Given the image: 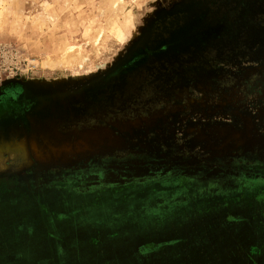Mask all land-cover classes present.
<instances>
[{
	"label": "rangeland",
	"instance_id": "1",
	"mask_svg": "<svg viewBox=\"0 0 264 264\" xmlns=\"http://www.w3.org/2000/svg\"><path fill=\"white\" fill-rule=\"evenodd\" d=\"M164 37L165 79L104 103ZM12 87L31 105L0 119V264H264V0H0ZM30 173L60 191H6Z\"/></svg>",
	"mask_w": 264,
	"mask_h": 264
},
{
	"label": "flooded vegetation",
	"instance_id": "2",
	"mask_svg": "<svg viewBox=\"0 0 264 264\" xmlns=\"http://www.w3.org/2000/svg\"><path fill=\"white\" fill-rule=\"evenodd\" d=\"M211 15L212 14L208 13L204 14L202 17L206 18L208 22L212 20ZM248 15H246L247 18ZM201 24H203V22H201L200 19L196 20V24L189 23L188 29L186 30V32H190L187 42L191 41L192 39L201 41ZM204 30L206 32L203 36L205 40L203 41L204 44L209 43L210 40L216 38L217 35L215 31V23H208V26L205 27ZM222 31H225L224 33H227V30L224 28L220 30V33H222ZM184 41L185 39L178 40V42ZM174 44L175 42L167 41L166 37H164L163 41L153 39L148 42L147 45L139 48L127 60L122 62L112 73L108 74L107 77H105L104 81L100 84V88L98 89L99 98L103 100L104 103L106 101V103H108L110 96H114L115 100H119V97H125L128 92L137 94V96L132 100L142 97L146 91L150 90L151 83L154 80L162 81L165 79L164 65L168 64V60H172L168 56H166V53ZM147 67H151V71H144V74H142L141 71H143ZM138 76L141 77V80L136 79ZM8 102H10V104L13 106H11L10 104H6ZM30 102L31 101L26 98L21 87L4 89V91H2V95L0 96V119L9 117H24L25 111L31 105ZM34 176L35 175L33 173L26 175H12L10 180H12L13 182L10 183L11 186H7L5 189L6 191L16 190L24 192L28 195L35 196L37 199H40L41 196H43V198H47L45 194H51L49 192L60 191L51 189L47 186L37 187L35 185H26L22 183L29 180L34 181ZM61 191H69L70 196H77V194L82 196V194L86 193L77 192L78 190L74 191L71 189Z\"/></svg>",
	"mask_w": 264,
	"mask_h": 264
},
{
	"label": "bare ground",
	"instance_id": "3",
	"mask_svg": "<svg viewBox=\"0 0 264 264\" xmlns=\"http://www.w3.org/2000/svg\"><path fill=\"white\" fill-rule=\"evenodd\" d=\"M22 147V146H21Z\"/></svg>",
	"mask_w": 264,
	"mask_h": 264
}]
</instances>
